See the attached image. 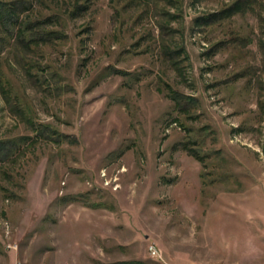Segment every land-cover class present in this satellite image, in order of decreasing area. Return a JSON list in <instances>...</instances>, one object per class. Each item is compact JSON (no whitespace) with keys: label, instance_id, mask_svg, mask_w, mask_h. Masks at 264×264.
I'll return each instance as SVG.
<instances>
[{"label":"rangeland","instance_id":"rangeland-1","mask_svg":"<svg viewBox=\"0 0 264 264\" xmlns=\"http://www.w3.org/2000/svg\"><path fill=\"white\" fill-rule=\"evenodd\" d=\"M22 1L60 39L0 21V264H264V0Z\"/></svg>","mask_w":264,"mask_h":264},{"label":"trees","instance_id":"trees-1","mask_svg":"<svg viewBox=\"0 0 264 264\" xmlns=\"http://www.w3.org/2000/svg\"><path fill=\"white\" fill-rule=\"evenodd\" d=\"M29 6L30 5H28L22 0L10 2L0 0V21H2L1 23L6 25L7 27L10 24L12 26L6 29L8 35L12 38H15L19 42L39 40L41 43L44 44H48L60 39L59 35H57L55 31L45 30L41 27L42 23H44L46 20H51V17H47L46 19L22 20L20 14H22L23 12L21 11L28 9ZM249 6H251L250 0H236L232 5L224 9L204 14L195 18L194 24L200 26H208L215 21H220L225 17L232 16L234 13L240 12L241 10H243V8H248ZM184 51L185 49H176L174 51L173 54L175 56V59H177L175 60L176 64H178L177 61L181 63L185 60L186 55ZM176 69L181 71L178 67H176ZM170 90L171 91L168 93L169 98L174 102L175 106L178 107L179 110L185 111L193 103L192 97L184 95L176 90H173L172 88ZM35 133L38 136H49V131L42 127H39V129H35ZM189 151L191 153V149H189ZM191 154L197 157L198 160H202L204 166L206 165V160L204 161V155L201 156L196 151H192Z\"/></svg>","mask_w":264,"mask_h":264},{"label":"built area","instance_id":"built-area-1","mask_svg":"<svg viewBox=\"0 0 264 264\" xmlns=\"http://www.w3.org/2000/svg\"><path fill=\"white\" fill-rule=\"evenodd\" d=\"M149 252H150V255H151L153 258L161 259V254H160V252L154 247V245H150V246H149Z\"/></svg>","mask_w":264,"mask_h":264}]
</instances>
